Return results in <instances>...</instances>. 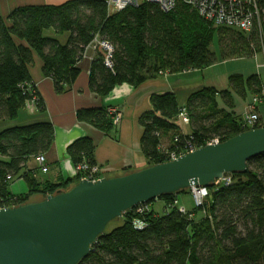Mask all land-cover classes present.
Masks as SVG:
<instances>
[{
	"label": "trees",
	"instance_id": "trees-1",
	"mask_svg": "<svg viewBox=\"0 0 264 264\" xmlns=\"http://www.w3.org/2000/svg\"><path fill=\"white\" fill-rule=\"evenodd\" d=\"M49 31L68 33V38L62 42L47 35ZM255 35L217 26L183 0L169 11L152 1L118 12H111L106 0L17 7L0 15V118L16 119L33 97L34 109L45 111L31 75L35 55L42 61L43 75L62 94L79 77V62L88 46L96 45L89 85L97 95L106 96L121 84L138 87L164 73L209 67L216 60L210 49L215 37L223 59L254 57L260 51ZM102 43L112 48L111 66ZM249 95L260 96L264 103V83L258 74L231 75L228 89L203 86L184 101L173 91L152 94L151 107L139 116L146 167L170 161L173 152L184 153L213 139L223 142L246 131L243 114L237 115L234 108L235 96ZM77 118L108 134L118 124L108 107L80 109ZM180 120L190 125L189 134L182 132ZM255 126H264L261 116ZM54 139L49 121L0 131V208L30 203L27 200L35 193L45 198L80 181L81 172L74 180L52 182L39 181L35 170L23 171L28 158L44 155ZM95 148L90 137H81L67 152L76 166L82 162L92 166L97 164ZM229 175V185L204 188L202 204L194 210L183 213L174 204L179 194H191V188L158 197L162 210L153 206L157 199L132 208L120 218L121 224L99 237L79 264H264V154L250 159L246 171ZM17 177H23L29 188L14 195L9 184Z\"/></svg>",
	"mask_w": 264,
	"mask_h": 264
},
{
	"label": "water",
	"instance_id": "water-1",
	"mask_svg": "<svg viewBox=\"0 0 264 264\" xmlns=\"http://www.w3.org/2000/svg\"><path fill=\"white\" fill-rule=\"evenodd\" d=\"M261 154L264 126L171 161L83 179L45 198L33 194L30 203L0 208V264H79L127 211L166 194L215 185L225 174L246 171Z\"/></svg>",
	"mask_w": 264,
	"mask_h": 264
},
{
	"label": "crops",
	"instance_id": "crops-1",
	"mask_svg": "<svg viewBox=\"0 0 264 264\" xmlns=\"http://www.w3.org/2000/svg\"><path fill=\"white\" fill-rule=\"evenodd\" d=\"M66 1L68 0H0V15L5 17L21 6L58 5ZM47 35L56 37L62 42L68 38V33L56 35L53 31H49ZM96 54V45L88 46L83 59L79 62L81 68L79 77L72 89L62 94L55 91L54 81L43 75L42 61L38 55H35L31 75L33 84L45 103V111L32 110L27 104L21 109L24 110L21 114V110L19 111L16 119L0 118V131L42 121H49L54 125V142L44 154L49 170L41 171L36 156L28 158L26 168L23 170L25 172L28 169L35 170V176L39 181L60 182L75 179V164L67 150L72 142L81 137H90L94 141L96 163L106 167L105 176L117 171L147 166V160L141 150L143 127L139 123V116L151 107V95L173 91L177 93L181 101H184L191 92L202 87L198 76L199 70H189L164 73L138 87L121 84L108 95L100 96L94 93L89 85L91 64ZM100 107L119 109L122 114V119L109 134L77 118V112L80 109ZM262 121L264 123L263 118ZM180 124L183 133L191 132L187 121L180 120ZM28 188L23 177H17L9 184V189L14 195L23 194L28 191ZM178 206L183 207L179 205V196Z\"/></svg>",
	"mask_w": 264,
	"mask_h": 264
},
{
	"label": "built area",
	"instance_id": "built-area-1",
	"mask_svg": "<svg viewBox=\"0 0 264 264\" xmlns=\"http://www.w3.org/2000/svg\"><path fill=\"white\" fill-rule=\"evenodd\" d=\"M143 1H152L161 5L165 11L174 9L177 0H106L108 8L111 12H118L124 9L127 6L138 5ZM185 3L191 5L200 16L203 18L214 22L217 26H225L236 28L246 34H256L259 46V53L255 54V57H263L264 59V0H183ZM104 48L108 50V56L106 63L108 66H111V53L112 48L107 43H102ZM264 67V62L262 63ZM30 90V89H29ZM31 94V91L30 93ZM258 96H255L253 103L246 107L249 111L245 112L243 115V126L248 128L247 130L256 128V123L258 122L260 115L258 112V107L262 104V99ZM35 97L28 102V106L31 109L35 107ZM117 109L109 110L113 114L114 123H119L121 120V113L116 111ZM219 139H213L207 144H216L219 143ZM206 144V145H207ZM197 148L190 146L187 152H191ZM171 153V160L178 158L179 156L187 153ZM39 168L42 172H47L49 170L48 165L46 164V158L44 155H39L37 157ZM75 174L77 175L81 172V179H89L96 181L102 177H105L107 169L101 168L102 166L95 164L90 166L86 162L78 164ZM8 179H11L8 176ZM231 176L225 174L222 178L216 181L215 185H229L231 183ZM191 194L193 197L194 205L199 206L202 204L204 188L202 187H191ZM178 200L174 201V204L177 205ZM142 205V204H140ZM181 212H186V208L179 207Z\"/></svg>",
	"mask_w": 264,
	"mask_h": 264
},
{
	"label": "rangeland",
	"instance_id": "rangeland-1",
	"mask_svg": "<svg viewBox=\"0 0 264 264\" xmlns=\"http://www.w3.org/2000/svg\"><path fill=\"white\" fill-rule=\"evenodd\" d=\"M210 49L216 55V60L209 67H206L198 71L199 81L202 82V87L203 86H214L218 90L228 89L230 76L238 75V74L243 75L244 77H248L252 74H258L262 82L264 83V67H262V63L264 62L263 57L254 56V57H234V58L223 59L219 51L217 37L214 38L210 46ZM259 97L260 96H258L257 98ZM254 99L255 98L250 95L246 98L235 96L234 111L237 113V115H240V114L244 115L245 112H248L250 109L249 107L248 109H246V107L252 104ZM113 109L114 108L112 107L109 108V110H113ZM32 110H35V109H32ZM23 111L24 110H21L20 114ZM116 111L118 113V110ZM258 112H259V115L261 113V116L264 119V103L259 106ZM121 119H122V114H121ZM101 168H104V166H102ZM76 170H77V167L75 165V172ZM178 196H179L180 206H183V207L185 206L189 210L195 209L193 197H191V194L188 195V194L181 193ZM163 205H164L163 202L158 199L153 202V206H155L158 210H162Z\"/></svg>",
	"mask_w": 264,
	"mask_h": 264
}]
</instances>
